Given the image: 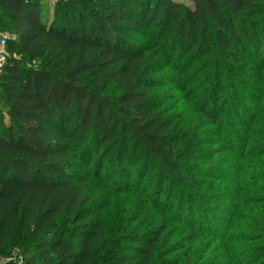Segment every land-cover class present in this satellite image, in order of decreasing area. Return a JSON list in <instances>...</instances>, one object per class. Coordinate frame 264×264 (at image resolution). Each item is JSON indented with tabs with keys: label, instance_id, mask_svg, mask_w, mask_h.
Wrapping results in <instances>:
<instances>
[{
	"label": "trees",
	"instance_id": "1",
	"mask_svg": "<svg viewBox=\"0 0 264 264\" xmlns=\"http://www.w3.org/2000/svg\"><path fill=\"white\" fill-rule=\"evenodd\" d=\"M43 1L0 0L6 50L40 60L0 70V256L18 244L24 264H264V0H54L51 16ZM192 66L176 109L161 75ZM209 134L224 145L202 149ZM216 149L227 157L209 166ZM87 153L111 163L110 188L146 180L156 200L166 187L162 224L137 215L107 243L76 176Z\"/></svg>",
	"mask_w": 264,
	"mask_h": 264
},
{
	"label": "rangeland",
	"instance_id": "2",
	"mask_svg": "<svg viewBox=\"0 0 264 264\" xmlns=\"http://www.w3.org/2000/svg\"><path fill=\"white\" fill-rule=\"evenodd\" d=\"M176 1H180L188 5L192 4L189 0H176ZM53 2L54 0H45L41 4V6L43 7V11L49 14V16H51L52 13ZM3 34L10 36V32L8 31V29L0 28V38ZM135 39L137 42H142V41L145 42L146 40L142 36L135 37ZM7 52H8V58H16L17 61H19V63L29 67H35L40 62L39 59L30 60L26 56L16 51L15 52L7 51ZM193 68L194 66H192L191 69L186 71L184 69L176 71L172 68H168L161 75V76H165V78H163V83H165L166 85L159 88L157 90V93L159 96L164 97L163 98L164 100H167L168 98L173 99V103L175 104L176 109L182 110L184 105H186L187 102L189 103V101L185 102L186 100L183 99V96L191 94L189 90H192L193 86L195 85L194 83L197 81L196 78H193L191 82L188 81L190 77L188 74L193 70ZM166 92H168L169 94H167ZM1 101L2 99L0 95V106H1ZM4 121L6 122L7 119L5 118ZM210 132L212 133L211 130ZM207 137L208 140L215 138L214 136H212V134L207 135ZM222 145L224 144L222 138L220 137L218 139H213L210 143H201L200 146L202 149L207 150L208 148H218L219 146ZM220 151L219 149L218 150L216 149V151L214 150L215 153L214 152L211 153V156L209 158V162H210L209 166L212 163L217 165L218 164L217 160L221 162L220 160H222L223 156L224 158L227 157V152L220 153ZM88 158L89 155L87 153L85 156H83V159L80 160L79 163L76 165L77 166L76 176L78 177V180L79 179L88 180L92 183L93 192L97 202L96 205H98L97 208L98 220H102L104 223L105 232L107 233L104 239L107 243L109 242L107 241L108 239H112L116 234H120L123 232V230L119 231L120 224L122 226L125 223L127 226L126 230L130 228V230L133 232V227H135V223L132 222L137 215L140 218L147 215L149 220H152L153 222L151 223V226H153L154 222L155 225L162 224L163 221L161 220V218L160 219L158 218L154 206L152 207V204H156L155 206L158 210H163L166 208L168 197L163 198V195L166 192L165 191L166 187H164V190L161 193V195L159 197L157 196L156 200H154L156 194L152 192L153 190H151L150 185H146L145 183L146 180L141 181V179L140 180L133 179L131 181V184L133 185L131 189H128L126 191H120L121 190L120 189L118 191L115 189L116 186H114V188H110L111 180H113V178L110 179L109 166L111 163L109 164L106 159L105 162H103L104 164L101 165L100 167L97 166V163L95 162L90 164ZM212 172H214V170H212ZM66 182H70V181L67 180ZM136 192H138V194L142 195L143 197L146 196L145 199L149 200L150 203L146 202L145 204L144 203L145 201L143 202L142 198L135 197L134 193ZM171 215L173 216V212L171 213ZM185 215L186 212H184L182 218H184ZM178 228L180 229V227ZM157 229L158 228L156 227L153 230L152 228H150L149 230L150 233L154 232V234H158ZM187 232L189 231L187 230ZM154 234L152 233V236ZM173 241L174 240L172 239L168 241L169 243H164V244L166 246H169V244H171ZM124 244L127 248L140 247V245H138L134 241H126ZM17 246L18 244L12 245L11 246L12 251L10 254L6 255V257L16 256L17 254H19L21 250ZM184 249L185 248H183V250ZM99 253L101 254L102 251L100 250ZM179 254H181V251L173 256L179 257ZM3 257L4 256H0V259H2ZM182 258L183 257H179L180 260H182Z\"/></svg>",
	"mask_w": 264,
	"mask_h": 264
},
{
	"label": "built area",
	"instance_id": "3",
	"mask_svg": "<svg viewBox=\"0 0 264 264\" xmlns=\"http://www.w3.org/2000/svg\"><path fill=\"white\" fill-rule=\"evenodd\" d=\"M8 36L6 34H3L0 38V70L3 68V66L6 64L8 59V52L6 50V42H7ZM1 261L7 260L12 262V264H24V259L22 254H17L16 256H9L6 258L0 259Z\"/></svg>",
	"mask_w": 264,
	"mask_h": 264
}]
</instances>
